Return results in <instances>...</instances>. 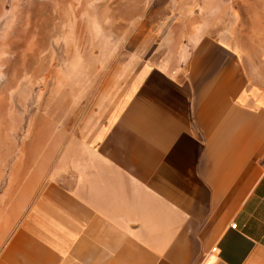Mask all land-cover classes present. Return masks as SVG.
<instances>
[{"label": "crops", "instance_id": "1", "mask_svg": "<svg viewBox=\"0 0 264 264\" xmlns=\"http://www.w3.org/2000/svg\"><path fill=\"white\" fill-rule=\"evenodd\" d=\"M182 1L136 28L184 33L165 61L0 169V264H264V0H232L229 36Z\"/></svg>", "mask_w": 264, "mask_h": 264}, {"label": "rangeland", "instance_id": "2", "mask_svg": "<svg viewBox=\"0 0 264 264\" xmlns=\"http://www.w3.org/2000/svg\"><path fill=\"white\" fill-rule=\"evenodd\" d=\"M166 3L0 0V169L26 151L31 167L44 161V153L58 147V125L76 108L81 118L87 104L102 103L107 90L118 87L119 72L134 66L131 57L169 56L167 37L184 33L159 26L142 47L145 33L136 31L144 22L169 23L159 11ZM193 3L229 36L232 0Z\"/></svg>", "mask_w": 264, "mask_h": 264}, {"label": "built area", "instance_id": "3", "mask_svg": "<svg viewBox=\"0 0 264 264\" xmlns=\"http://www.w3.org/2000/svg\"><path fill=\"white\" fill-rule=\"evenodd\" d=\"M236 226H237L236 224H231L230 225V228L235 230L236 229ZM215 250H216L215 248L212 249V251H215Z\"/></svg>", "mask_w": 264, "mask_h": 264}]
</instances>
